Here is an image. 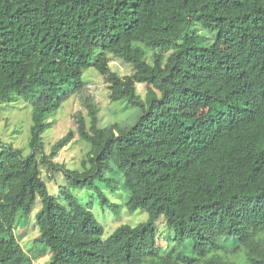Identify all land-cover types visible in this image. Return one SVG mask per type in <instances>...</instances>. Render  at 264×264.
Returning a JSON list of instances; mask_svg holds the SVG:
<instances>
[{
	"label": "trees",
	"instance_id": "obj_1",
	"mask_svg": "<svg viewBox=\"0 0 264 264\" xmlns=\"http://www.w3.org/2000/svg\"><path fill=\"white\" fill-rule=\"evenodd\" d=\"M198 29L215 42L204 45ZM111 58L132 72L112 71ZM91 68L111 101L138 113L100 128L92 110L87 130L77 117L90 149L72 171L51 160L73 133L49 156L42 134ZM18 99L32 110V154L12 145L0 152V264H30L14 230L36 196L34 243L49 252L46 264H232L221 253L228 249L264 264V0H0V106ZM42 166L65 177L60 201ZM109 170L122 174L127 206L148 219L102 240L70 188L112 187ZM161 215L174 233L170 249L157 244ZM183 245L190 256L175 251Z\"/></svg>",
	"mask_w": 264,
	"mask_h": 264
},
{
	"label": "rangeland",
	"instance_id": "obj_2",
	"mask_svg": "<svg viewBox=\"0 0 264 264\" xmlns=\"http://www.w3.org/2000/svg\"><path fill=\"white\" fill-rule=\"evenodd\" d=\"M195 33L198 39L204 40V45H210L216 40L215 35L207 30L198 29ZM110 68L120 76L132 72L131 64L116 58H111ZM83 78L86 83L83 91L77 96L71 97L54 111L48 119L50 127L42 134L44 155L49 156L55 143L69 132L73 133V140L58 150L56 157L51 160L52 163L63 165L72 171L80 170V163L90 149V144L78 135L77 117L82 118L87 130L89 129L91 119L89 115L92 110L96 111L100 128H106L116 123L123 126L130 124L138 113L135 108H130V106L127 108L125 101H111L103 77L93 68L85 71ZM137 91L141 97H144L145 88L143 85H138ZM31 112V107L22 99L0 106V152L6 145H12L19 149L24 157L32 154L28 146L32 124ZM105 176L115 182L112 187L105 184L104 181L96 180L92 187L84 185L80 188H70L71 194L76 200L90 210L96 221L103 227L102 240L107 239L121 225L135 227L148 219L145 211L131 210L127 206L128 193L124 189L122 174L115 170H109ZM41 177L46 184L48 194L60 201L62 199L61 189L67 185L62 172H48L42 166ZM104 198L107 199V203L102 204ZM40 208L41 199L36 196L27 223L23 224L24 220L19 218L21 213H18V222L14 230L15 234L21 237L20 244L29 256L27 259L30 264H46L50 255L48 251H44L43 245L34 243L35 238L39 235L34 224ZM154 227L157 233V244L160 247L170 249L176 245L175 242L168 240V237H173L174 233L167 230L164 215L159 217ZM230 250L221 251L230 263L247 264L243 252L232 253ZM175 251L190 256L191 246H178Z\"/></svg>",
	"mask_w": 264,
	"mask_h": 264
}]
</instances>
